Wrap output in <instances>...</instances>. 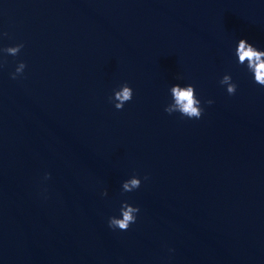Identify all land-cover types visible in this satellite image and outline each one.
Segmentation results:
<instances>
[{"label": "clouds", "instance_id": "1", "mask_svg": "<svg viewBox=\"0 0 264 264\" xmlns=\"http://www.w3.org/2000/svg\"><path fill=\"white\" fill-rule=\"evenodd\" d=\"M7 32H0V39L6 37ZM24 48L23 43H18L14 46L0 48V53L6 54L0 56V69L7 63L6 56L10 55L16 57ZM238 58L239 66H246L247 71L253 74L254 82L261 87H264V50H260L253 44L249 43L246 39H240L237 43L234 52ZM27 64L24 61L17 63L15 70L9 73L12 80H17L24 75ZM182 77H178L180 79ZM219 83L226 86V91L229 95H235L238 85L233 81L231 74H225L220 79ZM171 95V102L164 107L165 113L172 115L179 113L181 117L189 120H199L204 115V108L202 107L201 100L196 95V89L193 84H173L169 89ZM133 99V89L127 82L120 85L118 90H113V95L109 97V102L113 103L116 110H123L126 103ZM204 103L211 105L214 103L211 99L206 100ZM51 178L50 173L44 174V179ZM148 176H144L143 180H147ZM142 179L134 174L129 179L122 182L121 193H131L141 187ZM100 195L106 197L108 195L107 189H104ZM140 212L139 206H135L124 200L120 204L119 216H109L107 220L108 228L116 231H127L131 225L137 222V216ZM169 251H173L169 249Z\"/></svg>", "mask_w": 264, "mask_h": 264}]
</instances>
